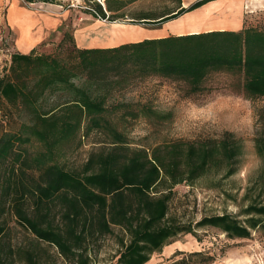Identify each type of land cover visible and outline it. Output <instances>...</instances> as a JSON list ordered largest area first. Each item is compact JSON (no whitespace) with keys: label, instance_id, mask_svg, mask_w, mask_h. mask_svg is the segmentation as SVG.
Masks as SVG:
<instances>
[{"label":"trees","instance_id":"obj_1","mask_svg":"<svg viewBox=\"0 0 264 264\" xmlns=\"http://www.w3.org/2000/svg\"><path fill=\"white\" fill-rule=\"evenodd\" d=\"M88 1L95 5L90 10L95 17L124 18L125 0H106L105 7ZM169 1L177 10L147 13L132 25L159 27L214 0H198L187 8L182 0ZM212 76L236 78L244 96L264 100V11L244 19L238 31L171 34L103 48L78 47L66 32L53 53L37 54L35 48L28 54L12 53L0 79V123L24 114L31 122L0 135V264H50L55 257L46 247L56 249L65 264H92L89 236L109 235L113 227L128 237L122 240L117 264H147L182 235L201 241L197 228L218 229L232 239H250L253 232L264 231V131L255 140L263 167L248 189L250 202L240 214L244 220L223 214L192 225L169 218L177 185L192 184L222 161L230 167L228 176L235 173L242 144L231 132L221 140L158 145L149 153L130 149L111 128L114 146L92 154L81 172L59 161L63 147L82 130L111 125L104 118L106 99L94 92L112 83L111 78L121 86L161 78L202 94ZM60 90L70 92V100L45 109L43 101ZM32 142L43 149L31 152L27 145ZM183 255L171 264L215 260L201 252Z\"/></svg>","mask_w":264,"mask_h":264},{"label":"rangeland","instance_id":"obj_2","mask_svg":"<svg viewBox=\"0 0 264 264\" xmlns=\"http://www.w3.org/2000/svg\"><path fill=\"white\" fill-rule=\"evenodd\" d=\"M49 1L0 0V79L11 65L12 53H29L34 47L37 54L53 53L66 32L73 36L78 47H113L116 43L147 39L152 35L200 30L207 25L238 30L244 19L252 20L257 12L264 11V0H214L162 26L148 28L132 23L142 22L140 18L144 14L174 11L178 6L169 0H125L121 11L124 18L103 22L91 13L95 5L88 0ZM197 1L182 0V7L187 8ZM96 2L105 7L106 0ZM183 2L190 3L185 7ZM26 15L37 19V24L25 36L13 21ZM123 36L132 38L121 40ZM110 81L112 83L104 89H94V92L106 99L104 118L111 125L91 132L82 130L63 147L61 164L66 169L81 172L92 154L114 146L111 128L124 136L130 149H146L149 153L158 145L221 140L226 132H231L242 144L235 173L228 176L230 167L219 160L222 162L192 184L177 185L170 202L169 218L195 225L208 216H240L250 202L248 189L263 167L255 150V140L264 131V100L248 99L237 87L239 81L229 76L210 77L206 83L209 89L202 94L193 93L188 84L161 78L136 80L126 86L116 83L115 78ZM71 96L70 92L60 90L47 96L42 105L45 109L63 105ZM1 120L0 135L5 129L18 130L20 122L30 124L31 117L24 114L23 118L11 120L9 124L6 119ZM27 148L34 153L43 146L32 142ZM54 211L57 213L58 208ZM240 219L245 217L240 216ZM196 232L201 241L191 234L179 236L162 252L154 254L147 264H171L184 253L193 252L214 256V262L209 264H264V231L253 232L250 239H232L214 228H197ZM127 238L120 227H113L109 235L89 236L87 252L92 264H117L122 240ZM46 248L55 257L50 264H65L56 249Z\"/></svg>","mask_w":264,"mask_h":264},{"label":"bare ground","instance_id":"obj_3","mask_svg":"<svg viewBox=\"0 0 264 264\" xmlns=\"http://www.w3.org/2000/svg\"><path fill=\"white\" fill-rule=\"evenodd\" d=\"M223 2V1H222ZM37 19H33L32 17H30L29 15H26L25 18H15V20L13 21V23L15 24H18L19 26V31H21V33H23V35H28L30 33V30L33 28L34 25H36L37 23ZM40 26V25H39ZM43 26V25H42ZM38 28V27H37ZM42 28V27H40ZM45 30V28H43ZM34 30V29H33ZM37 30V29H36ZM35 30V31H36ZM41 30V29H40ZM47 30V29H46ZM43 32V31H42ZM16 34H18L16 32ZM33 34V33H32ZM37 35H40V34H37ZM44 35V34H43ZM33 36V35H32ZM39 38V37H38ZM130 38L132 37H121V40H130ZM35 39V38H34ZM36 40V39H35ZM116 42H119V41H116ZM24 43V42H23ZM33 44V43H32ZM31 44V45H32ZM28 48H29V45H28Z\"/></svg>","mask_w":264,"mask_h":264},{"label":"crops","instance_id":"obj_4","mask_svg":"<svg viewBox=\"0 0 264 264\" xmlns=\"http://www.w3.org/2000/svg\"><path fill=\"white\" fill-rule=\"evenodd\" d=\"M184 3V6L186 7V5L187 4H189V3H187V4H185V2H183ZM196 11V10H195ZM209 25H207L204 29H200V30H197V29H193V30H191L190 32H185V33H166V34H160V35H152L151 37H148L147 39H157V38H163V37H167V36H169V35H187V34H195V33H200V32H206V31H214V30H233V29H229V28H221V27H208ZM242 28V22H241V26H240V28L238 29V30H240ZM238 30H233V31H238ZM142 40H144V39H140V40H137V41H132V42H138V41H142ZM123 42V41H122ZM129 42H131V41H128V42H124V43H129ZM120 44H123V43H116V44H114L113 45V47L114 46H118V45H120ZM103 47V46H102ZM104 47H111V46H104ZM35 48V47H34ZM33 48V49H34ZM83 48V47H82ZM85 48V47H84ZM32 49V50H33ZM31 50V51H32ZM31 51H29V53L31 52ZM26 53H28V52H26Z\"/></svg>","mask_w":264,"mask_h":264},{"label":"built area","instance_id":"obj_5","mask_svg":"<svg viewBox=\"0 0 264 264\" xmlns=\"http://www.w3.org/2000/svg\"><path fill=\"white\" fill-rule=\"evenodd\" d=\"M97 18L99 19V20H102L103 22H108V19L106 18V19H102L100 16H98L97 15Z\"/></svg>","mask_w":264,"mask_h":264}]
</instances>
